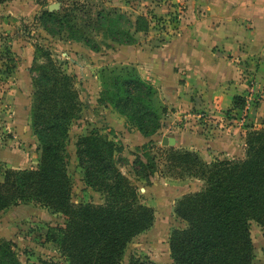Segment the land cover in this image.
<instances>
[{
  "label": "trees",
  "instance_id": "trees-1",
  "mask_svg": "<svg viewBox=\"0 0 264 264\" xmlns=\"http://www.w3.org/2000/svg\"><path fill=\"white\" fill-rule=\"evenodd\" d=\"M15 1L18 0H0V4ZM57 1L62 4L69 1L77 9H84L95 0ZM98 11L97 23L107 27L110 38L120 44H135L137 33L149 32L151 22L144 14L132 20L125 13L118 14L116 9L112 14L103 8ZM77 16L68 8L53 11L47 8L41 20L47 29L59 25L73 33L75 25L70 23ZM124 24H131L133 30L126 29ZM76 38L99 50L90 38ZM38 59L45 62L34 79L32 128L41 143L40 158L37 167L11 168L0 164V212L31 200L67 216L65 225L51 228L47 236L57 244L66 261L46 260L44 264H125L128 244L154 225L155 209L143 203L140 187L123 173L121 165L126 161L123 146L94 132L78 139L76 153L85 169L87 186L106 198L98 204L74 203L68 171V139L70 125L82 111L77 78L60 68L50 50L43 46L37 47L34 60ZM129 69L125 75L113 78V86L118 90L107 89L105 96L109 98L100 101L110 102L149 137L160 127V116L151 104L154 85ZM234 100L237 109H244V97L237 96ZM242 134L246 145L241 159L208 163L198 153L169 148L171 170L181 168L188 176L204 181L201 190L184 195L176 203L175 213L186 226L175 228L170 235L174 264H255L253 223L264 229V126H251ZM133 166L137 176L146 180L157 171L152 158L145 161L138 156ZM15 248L14 242L0 237V264H24ZM127 264L156 263L134 257Z\"/></svg>",
  "mask_w": 264,
  "mask_h": 264
},
{
  "label": "rangeland",
  "instance_id": "rangeland-1",
  "mask_svg": "<svg viewBox=\"0 0 264 264\" xmlns=\"http://www.w3.org/2000/svg\"><path fill=\"white\" fill-rule=\"evenodd\" d=\"M47 2V5H43L37 3L36 0L15 1V5H17V23L14 25L15 33H10L9 36L12 35L13 38L10 40L14 41L16 39L18 41L17 46H20L19 49L30 48L27 53L19 52L17 49L16 52H13L12 44L4 38L3 33H0V36L3 37L0 40V139L9 143V146L7 142L4 145L8 146L10 150L13 149V144H15L16 154L19 157L16 158V163L11 168L37 167L41 143L32 128L34 79L39 75V67L45 61L43 59L35 61L34 57L37 47L43 46L50 50L53 60L58 63L60 68L77 78L82 111L78 113V118L72 121L68 139V171L73 183V201L75 204L103 203L106 198L105 194L95 191L86 184L85 169L80 165L76 153L77 142L80 137L91 132L108 136L113 140H115L114 136L118 137L116 135L117 130L111 126V122L105 117L106 106L112 107L117 112L118 110L110 104L109 100V103L100 100L109 98V95L105 96L107 89L111 92L118 90L117 87L113 86L114 77L125 75L128 68H130L129 71L131 69L135 70L140 76L141 72L134 65L121 62H105L104 56L107 53H119L120 48L117 46L122 44L110 38L107 27L97 23L96 14L100 8H103L109 14H112L116 9L118 14L119 12L121 14L125 13L126 17L131 19L133 15L135 18L139 15L136 17L134 11H126L113 0H95L90 5L85 6L84 9H77V6L72 5V2L69 1L63 4L57 0H48ZM53 3H60L59 9L61 7L63 9L68 8L78 15L70 23L75 25L73 33L67 28L62 30L59 25H52V29H47L43 24L41 20L42 13ZM91 11L92 13L88 14ZM113 16L115 17L116 14L114 13ZM145 16L147 17V15ZM65 25L67 26L68 23L65 22ZM124 26L126 29L133 30L131 24H124ZM76 36L90 38L98 45L99 50H93L84 40H79ZM19 38H21L20 41ZM138 42H141V40L137 39L136 43ZM78 46L96 52V61H104L102 67L93 69L92 73L84 72L83 65L91 61L92 58H89L87 51L81 53ZM20 68L21 70L17 71ZM9 77L11 78L9 79ZM19 80H21L22 87L18 86ZM144 80L154 85L155 92L151 104L160 116V127L149 137L142 134V141L137 145L133 143L132 147L129 148H126L121 140L115 141L124 148L123 155L126 161L121 165L123 173L140 187L142 201L155 209L156 220L149 230L140 234L128 244L123 260L127 264L132 258L139 257L153 261L156 264H174L171 258L170 246L169 252L167 247L166 249L164 247L165 244H169L170 235L175 228L186 226V222L175 213L176 203L184 195L201 190L204 181L198 177L188 176L181 168L171 170V162L168 160L169 148L174 147L175 150L179 151L189 150L198 153L202 158L203 156L196 150L177 147V144L175 146L162 145L161 139L163 136L180 137L185 134V129L188 127L184 126L183 122L186 119L167 117V114L171 113V110H169L171 107L165 103L166 98L163 91L155 84L156 82ZM20 90L24 93L22 98L18 96ZM17 102L21 106L20 109H23L22 106H24L26 114L30 115L28 117L30 120L29 130L32 133L29 135L25 133L26 128L22 130L17 125L21 122L27 123V116H19L21 112L18 111L19 104ZM245 102L246 106L242 118H245L249 109L247 100ZM163 108H166L164 113ZM122 116L126 120L125 131L126 129L129 132L134 129L138 130L132 120L124 115ZM203 117L198 118L201 121H198L199 124L211 126L208 122L202 121ZM251 126L254 125L246 124L247 128ZM31 135L36 143L30 139ZM12 140L15 143L13 141L12 144ZM34 144L37 145L36 150ZM138 156L145 161L152 158L156 162L157 171L150 180L137 176L133 162ZM218 159L227 160L216 156L212 161L203 160L211 163ZM2 167L7 166L2 165ZM17 206H12L0 212V237L11 240L16 244L15 249L24 264H44L46 260L65 262L66 259L60 254L57 244L50 242L47 236L51 228L65 225L67 216L63 213H53L31 200H25ZM252 230L256 254L255 264H264V229L254 222Z\"/></svg>",
  "mask_w": 264,
  "mask_h": 264
},
{
  "label": "crops",
  "instance_id": "crops-1",
  "mask_svg": "<svg viewBox=\"0 0 264 264\" xmlns=\"http://www.w3.org/2000/svg\"><path fill=\"white\" fill-rule=\"evenodd\" d=\"M113 1L126 11H134L136 17L147 15L151 28L148 33H137L141 42L117 46L120 48L117 54L107 53L105 62L134 65L143 79L156 82L164 93L165 103L171 107L167 117L186 119L185 134L175 137L177 147L196 150L206 161L215 156L241 159L246 145L242 134L248 130L246 124L264 126V0ZM15 4H0V33L12 44L13 52L27 53L30 48L19 49L18 41L10 40L13 38L9 36L15 33L17 23ZM132 19H136L134 15ZM78 47L92 58L83 65L84 72L92 73L102 67L104 61H96V52ZM18 86L22 87L21 80ZM19 93L18 96L24 97L21 90ZM237 96L247 100L249 109L245 118H242L245 110L234 105ZM20 108L19 104V116H27V123L17 125L22 130L26 128L29 135L30 115L24 106ZM105 115L117 130L118 137L113 135L116 141L121 140L126 148L142 141L139 130L125 131L126 120L112 107L106 106ZM199 117L211 126L199 124ZM30 139L36 143L33 136ZM6 142L0 139V164L14 167L19 156L15 144L10 150L8 142V146L4 145ZM166 247L169 252V244Z\"/></svg>",
  "mask_w": 264,
  "mask_h": 264
},
{
  "label": "water",
  "instance_id": "water-1",
  "mask_svg": "<svg viewBox=\"0 0 264 264\" xmlns=\"http://www.w3.org/2000/svg\"><path fill=\"white\" fill-rule=\"evenodd\" d=\"M60 3H53L49 6V10L53 11L55 9H59ZM161 143L164 146H175L177 144V139L171 136H163L161 139Z\"/></svg>",
  "mask_w": 264,
  "mask_h": 264
}]
</instances>
